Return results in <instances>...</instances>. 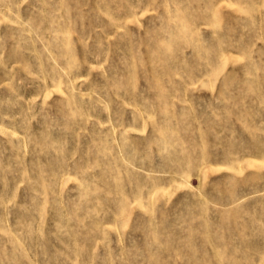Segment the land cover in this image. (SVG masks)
Wrapping results in <instances>:
<instances>
[{
  "label": "rangeland",
  "instance_id": "1",
  "mask_svg": "<svg viewBox=\"0 0 264 264\" xmlns=\"http://www.w3.org/2000/svg\"><path fill=\"white\" fill-rule=\"evenodd\" d=\"M0 264H264V0H0Z\"/></svg>",
  "mask_w": 264,
  "mask_h": 264
}]
</instances>
